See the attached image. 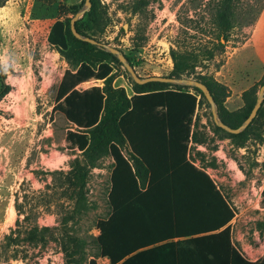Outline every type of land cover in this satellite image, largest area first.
<instances>
[{
	"label": "rangeland",
	"instance_id": "rangeland-1",
	"mask_svg": "<svg viewBox=\"0 0 264 264\" xmlns=\"http://www.w3.org/2000/svg\"><path fill=\"white\" fill-rule=\"evenodd\" d=\"M0 1V76L7 86L0 98V264H87L93 257L98 264H108L99 256L95 238L97 222L110 212L107 194L113 159L105 156L90 170L84 201L69 200L65 174L70 162L81 156L65 141L66 131L75 127L62 113L52 111L58 83L69 64L46 37L54 21L72 17L85 4L83 0ZM96 1L109 23L92 35L128 57L141 78L166 76L172 67L169 51L176 44L207 43L215 37L210 0H147L135 13V0ZM263 7L264 0H237L227 41L196 69L227 86L224 105L229 110L241 107L242 91L260 79L251 66L243 68L239 49ZM184 28L191 37H184ZM118 63L111 62L116 74L113 86L130 95L133 80ZM93 85L101 82L91 80L76 88ZM195 113L198 141L188 144L187 158L223 194L233 212L230 237L243 256L254 259L264 252V208L260 207L264 116L250 128L245 144L236 147L223 132L214 130L210 105L200 100ZM66 217L71 219L64 223ZM33 226L37 234L27 241ZM72 239L82 242V254L67 256L62 246Z\"/></svg>",
	"mask_w": 264,
	"mask_h": 264
},
{
	"label": "trees",
	"instance_id": "trees-1",
	"mask_svg": "<svg viewBox=\"0 0 264 264\" xmlns=\"http://www.w3.org/2000/svg\"><path fill=\"white\" fill-rule=\"evenodd\" d=\"M236 1L210 0L214 2L211 19L215 37L207 43L197 40L171 47L172 67L166 75L201 81L212 96L219 120L230 128L239 127L249 115L264 85V74L242 91V106L229 110L224 105L227 86L196 69L227 41ZM147 4V0H135L132 13ZM72 17L54 21L46 37L49 46L69 64L58 83L52 111L62 113L75 127L66 131L65 141L81 156L70 162L65 174L69 200L84 201L90 170L105 156L113 159L107 194L110 212L96 224L99 256L108 259V264H264V253L251 261L231 243V207L208 175L187 158L188 144L198 141L193 130L196 107L200 100L209 106L203 93L193 86L149 81L133 82L132 94H126L123 87L113 86L116 74L111 62L118 63L115 54L102 45L75 38L70 30ZM108 23L99 2L90 0L89 9L74 26L80 35L96 40L92 33H101ZM182 32L185 38L191 37L185 28ZM91 80L100 81L101 86L76 88ZM6 93L0 76V98ZM260 116H264V100L242 131L233 134L218 125L214 130L242 147ZM260 207L264 208V187ZM68 219L63 218V222ZM184 223L188 227L181 228ZM37 231L36 226L28 229L26 240ZM187 232L195 237L152 246ZM71 242L62 246L67 256L82 254V242ZM87 264L98 263L93 257Z\"/></svg>",
	"mask_w": 264,
	"mask_h": 264
},
{
	"label": "water",
	"instance_id": "water-1",
	"mask_svg": "<svg viewBox=\"0 0 264 264\" xmlns=\"http://www.w3.org/2000/svg\"><path fill=\"white\" fill-rule=\"evenodd\" d=\"M84 4H85V8L83 10L77 12L70 19V30H71L73 36L77 39L86 41V42L91 43V44L102 45L105 47V49L107 51L111 52L112 54H115L117 56L118 61L124 66V68L129 73V75L131 76L134 83L142 84V83L149 82V81H160V82H168V83H174V84H183V85L193 86V87L198 88L203 93L205 99L207 100L208 104L210 105V110H211V114H212V118H213L214 123L229 133L236 134V133L242 131L251 122L253 117H255L256 112H257V110L261 104L262 98H263L264 85L260 86V88L257 92L255 104H254L253 108L251 109L247 118L244 120V122L237 128H230L227 125L223 124L219 120L217 110H216V106H215V103L212 99V96L210 95L207 87L201 81L195 80L192 78H186V77L174 78V77H168V76H155V75L141 78L135 73L133 67L130 65V63L126 60L125 56L118 49L111 47V46H107V45L102 44V43H99L94 38H91L89 36L80 35L75 29L74 22L79 18L80 15H82L84 12H86L89 9L90 0H84Z\"/></svg>",
	"mask_w": 264,
	"mask_h": 264
},
{
	"label": "crops",
	"instance_id": "crops-1",
	"mask_svg": "<svg viewBox=\"0 0 264 264\" xmlns=\"http://www.w3.org/2000/svg\"><path fill=\"white\" fill-rule=\"evenodd\" d=\"M239 51H241L242 53L241 59L243 62V68L247 69L251 66L254 70L252 71L255 74L260 75L261 77V75L264 74V7L260 11L257 18L254 20V22L248 27V36ZM228 224H231V221ZM153 225H155V223H153ZM182 225L185 226H182L181 228L188 227V224L184 223ZM187 234H189V232L165 239L161 242L155 243L152 246H158L164 243H182L183 241L188 240L189 238L195 237L187 236ZM231 243L236 247L235 242L232 238ZM263 253L264 252L262 251V253L254 259H249L245 256L244 257L248 260L254 261L259 258Z\"/></svg>",
	"mask_w": 264,
	"mask_h": 264
}]
</instances>
